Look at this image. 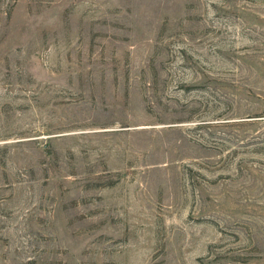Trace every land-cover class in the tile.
Returning a JSON list of instances; mask_svg holds the SVG:
<instances>
[{
  "label": "rangeland",
  "instance_id": "rangeland-1",
  "mask_svg": "<svg viewBox=\"0 0 264 264\" xmlns=\"http://www.w3.org/2000/svg\"><path fill=\"white\" fill-rule=\"evenodd\" d=\"M0 264H264V0H0Z\"/></svg>",
  "mask_w": 264,
  "mask_h": 264
}]
</instances>
